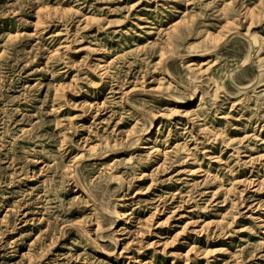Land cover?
Masks as SVG:
<instances>
[{"label": "rangeland", "instance_id": "1", "mask_svg": "<svg viewBox=\"0 0 264 264\" xmlns=\"http://www.w3.org/2000/svg\"><path fill=\"white\" fill-rule=\"evenodd\" d=\"M0 264H264V0H0Z\"/></svg>", "mask_w": 264, "mask_h": 264}, {"label": "bare ground", "instance_id": "2", "mask_svg": "<svg viewBox=\"0 0 264 264\" xmlns=\"http://www.w3.org/2000/svg\"><path fill=\"white\" fill-rule=\"evenodd\" d=\"M262 19V18H261ZM230 35V34H229ZM219 37V36H218ZM193 100V99H192ZM174 101V100H173ZM182 105V104H181ZM188 105V104H187ZM151 126H152V124H151ZM149 131V130H148ZM85 194V193H84Z\"/></svg>", "mask_w": 264, "mask_h": 264}]
</instances>
